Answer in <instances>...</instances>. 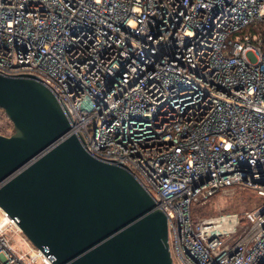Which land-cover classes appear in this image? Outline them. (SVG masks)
I'll return each instance as SVG.
<instances>
[{"label": "built area", "instance_id": "2783aa9c", "mask_svg": "<svg viewBox=\"0 0 264 264\" xmlns=\"http://www.w3.org/2000/svg\"><path fill=\"white\" fill-rule=\"evenodd\" d=\"M0 74L37 77L67 135L132 172L174 264H264V0H0ZM235 186L260 206L193 218ZM0 264H54L1 208Z\"/></svg>", "mask_w": 264, "mask_h": 264}, {"label": "water", "instance_id": "95a60500", "mask_svg": "<svg viewBox=\"0 0 264 264\" xmlns=\"http://www.w3.org/2000/svg\"><path fill=\"white\" fill-rule=\"evenodd\" d=\"M0 208L54 264H174L167 217L121 163L91 155L33 75L0 74ZM264 185V180L258 182Z\"/></svg>", "mask_w": 264, "mask_h": 264}, {"label": "rangeland", "instance_id": "374dc122", "mask_svg": "<svg viewBox=\"0 0 264 264\" xmlns=\"http://www.w3.org/2000/svg\"><path fill=\"white\" fill-rule=\"evenodd\" d=\"M11 132L12 124L0 109V134L7 135ZM261 203L262 200L253 191L235 186L220 191L207 203L195 206L192 216L195 220L227 213H237L242 216L245 212L253 211Z\"/></svg>", "mask_w": 264, "mask_h": 264}]
</instances>
